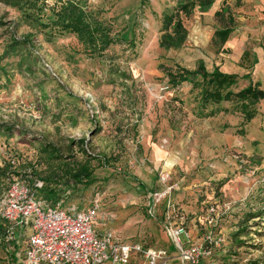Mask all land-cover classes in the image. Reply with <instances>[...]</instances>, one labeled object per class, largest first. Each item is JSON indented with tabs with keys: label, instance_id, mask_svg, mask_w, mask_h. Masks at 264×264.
I'll return each instance as SVG.
<instances>
[{
	"label": "rangeland",
	"instance_id": "obj_1",
	"mask_svg": "<svg viewBox=\"0 0 264 264\" xmlns=\"http://www.w3.org/2000/svg\"><path fill=\"white\" fill-rule=\"evenodd\" d=\"M79 1L114 35L101 55L85 51L60 25L55 0H0V201L14 181L43 184L50 172L43 150L50 147L64 164L87 159L94 166L95 183L70 190L58 204L77 208L70 213L97 206L96 233L176 254L166 229L183 228L181 244L199 242L216 203L214 227L224 246L213 249L212 259L262 264L264 100L256 118L244 123L234 103L202 107L199 90L173 86L165 73L176 66L193 70L200 61L209 71L234 68L231 51L213 40L229 25L230 4L239 1L221 3L224 23L211 7L183 17L188 35L178 49L160 48V18L181 0ZM256 42L250 40L239 66L254 71L264 90V51L256 47L255 57ZM169 187L154 206L150 194ZM169 203L175 214L167 227ZM29 234L21 231V250ZM11 252L0 249V264L14 263Z\"/></svg>",
	"mask_w": 264,
	"mask_h": 264
},
{
	"label": "trees",
	"instance_id": "obj_2",
	"mask_svg": "<svg viewBox=\"0 0 264 264\" xmlns=\"http://www.w3.org/2000/svg\"><path fill=\"white\" fill-rule=\"evenodd\" d=\"M30 1L38 3L44 0ZM214 1L181 0L177 3L175 9L164 11L160 18V48L178 49L182 47L188 35L183 17L188 18L196 7L202 12H206L213 5ZM55 2L58 7L54 10V13L59 19L60 25L77 36L85 51L92 55H101L113 44L115 38L111 29L91 12L87 11L79 0H55ZM227 12L231 16L228 19L229 25H223L221 29L214 32L213 42L217 41L221 49H223L235 27L233 26L235 14L232 8H229ZM222 13L220 4V10L215 12L214 15L219 17L222 23H224ZM121 37L124 38V41L128 39L125 33ZM242 55L243 57L246 56V52ZM237 65L240 68L239 64ZM240 69V73H232L226 71L224 68L215 66L209 71L204 62L200 61L193 70L176 66L175 69L165 70V73L171 85L179 86L183 83H188L193 88L199 90L202 107H206L209 104L218 105L222 102H232L236 107L234 111L242 116L244 123H249L258 115L257 106L264 100V90L261 88L259 82L251 81L253 71L250 68L249 70L245 68ZM244 80H248L247 85L235 91L237 86ZM208 115H212V112ZM77 143L76 145L82 148L84 140H79ZM43 151L46 153V161L50 165V172L46 177L41 178L43 182V184L40 182L41 187H36V182L32 186H29L26 180H21L35 193L38 200L44 201L50 206H60L58 203L70 190L76 187L86 189L95 183L94 166L91 164V161L86 159L83 163L64 164V158L61 157L59 151L50 147H47ZM212 205H216V203ZM61 208L70 213L69 210L76 207L64 208L61 206ZM25 229L30 231V227L26 224L16 226L0 217V249L7 250L9 247H12L11 258L14 261L13 264H23L24 250L20 249L18 243L20 242V233ZM214 262L220 264L219 260H214ZM174 264H179V262ZM262 264H264V257L262 258Z\"/></svg>",
	"mask_w": 264,
	"mask_h": 264
},
{
	"label": "built area",
	"instance_id": "obj_3",
	"mask_svg": "<svg viewBox=\"0 0 264 264\" xmlns=\"http://www.w3.org/2000/svg\"><path fill=\"white\" fill-rule=\"evenodd\" d=\"M162 180L167 181L168 176H163ZM36 187H41V183L37 182ZM171 189L150 194L152 204L156 206ZM174 207L169 203L164 216L167 227L174 218ZM218 207L212 205L208 209L211 228L205 230L199 242L181 244L178 235L183 228L174 229L172 225L166 229L176 254L136 241L124 242L110 233L98 234L93 229L98 217L97 206L79 213H68L60 206H50L38 200L22 181L12 182L3 194L0 217L10 224L30 227L23 264H174V258L179 264H201L205 258L208 261L203 264H219L212 259L213 249L224 245V237L214 227L219 217ZM228 210L229 206L222 207V213ZM215 216H218L216 220Z\"/></svg>",
	"mask_w": 264,
	"mask_h": 264
},
{
	"label": "crops",
	"instance_id": "obj_4",
	"mask_svg": "<svg viewBox=\"0 0 264 264\" xmlns=\"http://www.w3.org/2000/svg\"><path fill=\"white\" fill-rule=\"evenodd\" d=\"M223 1H229L230 3L233 1H239V3H236L235 5L230 4L232 11L235 14V23L237 24L223 47L227 51H231L228 57L234 58L237 64H239L241 55L244 53L247 45H249L250 40L257 41L256 46L253 47L255 57L256 47H260L264 51V0H215L211 6V12L213 14L220 10V4ZM255 59L257 61V58ZM224 69L232 73L241 72L239 71L241 69L236 66L234 68ZM251 81L259 82L261 88H263L260 80L254 78V71L251 74Z\"/></svg>",
	"mask_w": 264,
	"mask_h": 264
}]
</instances>
